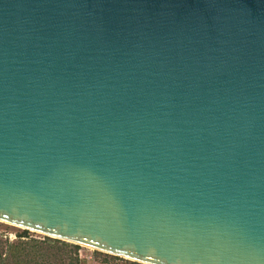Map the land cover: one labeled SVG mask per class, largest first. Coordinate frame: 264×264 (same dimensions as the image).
Instances as JSON below:
<instances>
[{"label": "water", "instance_id": "1", "mask_svg": "<svg viewBox=\"0 0 264 264\" xmlns=\"http://www.w3.org/2000/svg\"><path fill=\"white\" fill-rule=\"evenodd\" d=\"M0 222L264 264V0H0Z\"/></svg>", "mask_w": 264, "mask_h": 264}, {"label": "rangeland", "instance_id": "2", "mask_svg": "<svg viewBox=\"0 0 264 264\" xmlns=\"http://www.w3.org/2000/svg\"><path fill=\"white\" fill-rule=\"evenodd\" d=\"M45 237L41 234L21 229L19 227L0 222V249L4 251L6 242L16 241H43ZM54 244L56 243H48ZM71 250L70 247H68ZM45 254H50L45 260H39L41 264H140L118 256L109 255L87 247L79 246L75 248L74 253L68 252V249H42ZM65 251L66 253H64ZM72 251V250H71ZM56 256L54 257L53 255Z\"/></svg>", "mask_w": 264, "mask_h": 264}, {"label": "trees", "instance_id": "3", "mask_svg": "<svg viewBox=\"0 0 264 264\" xmlns=\"http://www.w3.org/2000/svg\"><path fill=\"white\" fill-rule=\"evenodd\" d=\"M56 243L48 244V243ZM71 250H69V248ZM78 245H73L57 239L45 237L43 241L31 239L29 241L6 242L4 251L0 249V264H41L39 260H45L50 254H45L42 249H68V252L75 251ZM66 253L65 251H63ZM54 257L56 256L53 255Z\"/></svg>", "mask_w": 264, "mask_h": 264}]
</instances>
